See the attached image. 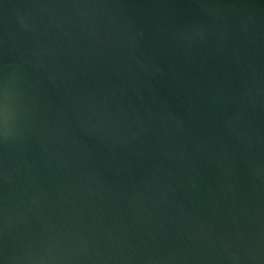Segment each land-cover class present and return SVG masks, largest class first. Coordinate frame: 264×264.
Listing matches in <instances>:
<instances>
[{
  "label": "water",
  "instance_id": "95a60500",
  "mask_svg": "<svg viewBox=\"0 0 264 264\" xmlns=\"http://www.w3.org/2000/svg\"><path fill=\"white\" fill-rule=\"evenodd\" d=\"M0 264H264V0H0Z\"/></svg>",
  "mask_w": 264,
  "mask_h": 264
}]
</instances>
